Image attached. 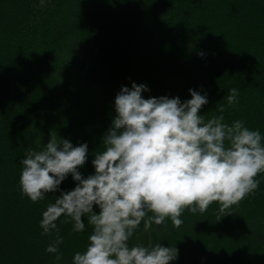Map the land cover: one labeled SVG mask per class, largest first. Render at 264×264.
<instances>
[{"label":"trees","instance_id":"16d2710c","mask_svg":"<svg viewBox=\"0 0 264 264\" xmlns=\"http://www.w3.org/2000/svg\"><path fill=\"white\" fill-rule=\"evenodd\" d=\"M132 83L147 87L145 99L183 102L189 89L198 91L208 100L201 115H221L224 105L225 123L241 120L264 136V0H0V264H72L85 250L87 218L77 233L62 215L61 259L46 252L57 234L42 235V212L76 182L68 175L57 192L33 203L20 190V160L54 135L87 143L78 170L93 174L115 96ZM232 88L238 102L228 106ZM257 179L258 189L232 214L221 216L213 202L203 214L186 210L179 228L166 219L145 231L142 222L129 244L174 246L171 264H256L244 254L259 247L264 260L262 228L247 227L257 220L264 226V173Z\"/></svg>","mask_w":264,"mask_h":264},{"label":"clouds","instance_id":"9594fccd","mask_svg":"<svg viewBox=\"0 0 264 264\" xmlns=\"http://www.w3.org/2000/svg\"><path fill=\"white\" fill-rule=\"evenodd\" d=\"M145 91L144 84L132 83L115 96L102 150L93 153V174L84 177L78 170L88 159L87 143L73 146L54 135L20 160V190L33 203L57 192L68 175L76 182L59 192L40 220L42 235L57 234L45 249L57 260L63 238L56 221L63 215L73 232L84 231L85 217L92 226L85 250L74 254L72 264H171L178 258L174 246L129 244L142 222L145 231L166 219L179 228L186 210L203 214L213 202L221 216L229 215L258 189L257 177L264 173L259 130L241 120L225 123L224 105L221 115H201L208 100L198 91L189 89L191 99L183 102L167 96L145 99ZM238 95L236 88L229 89L227 105L236 104Z\"/></svg>","mask_w":264,"mask_h":264},{"label":"rangeland","instance_id":"374dc122","mask_svg":"<svg viewBox=\"0 0 264 264\" xmlns=\"http://www.w3.org/2000/svg\"><path fill=\"white\" fill-rule=\"evenodd\" d=\"M2 1V0H1ZM4 5V4H3ZM3 5L1 6V8L3 7ZM23 8V5L20 3V4H18V7H15V8H13V10L12 11H14V12H9L10 14L11 13H17V11H19V10H21ZM244 33H245V31H244ZM123 71V70H122ZM119 73V72H118ZM115 74H117L116 72H115ZM164 79H166L167 77H163ZM163 79V80H164ZM85 177H87V176H85ZM180 219H182L183 220V222L184 221H188L187 220V218H186V216L184 215V214H182V216L180 217ZM257 225H259L261 228H262V230H263V232H264V226L262 225V223L260 222V221H256V223H252V224H249L247 227H248V229L249 230H251V229H253L255 226H257ZM236 234V233H235ZM234 241H232L231 242V244L232 245H234ZM235 253L237 254L238 253V251L236 250L235 251ZM244 256H246V259L247 260H253V261H255L256 262V264H264V260H263V253H262V251H261V247H259V249H256V251H255V254L254 255H245L244 254ZM233 263V262H232Z\"/></svg>","mask_w":264,"mask_h":264}]
</instances>
